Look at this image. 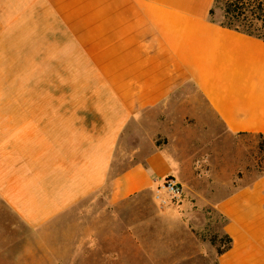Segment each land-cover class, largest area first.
Segmentation results:
<instances>
[{"label":"crops","instance_id":"obj_1","mask_svg":"<svg viewBox=\"0 0 264 264\" xmlns=\"http://www.w3.org/2000/svg\"><path fill=\"white\" fill-rule=\"evenodd\" d=\"M214 2L0 0V200L23 223L42 228L103 191L154 193L169 176L195 193L160 121L182 109L198 124L174 104L194 92L227 133H264V39L212 21ZM126 135L149 139L148 150L111 176ZM208 205L232 238L218 264H264V175ZM49 241L41 233L42 258Z\"/></svg>","mask_w":264,"mask_h":264},{"label":"rangeland","instance_id":"obj_2","mask_svg":"<svg viewBox=\"0 0 264 264\" xmlns=\"http://www.w3.org/2000/svg\"><path fill=\"white\" fill-rule=\"evenodd\" d=\"M222 14L223 10L216 7L214 16L222 18ZM194 93L193 101L176 99L174 104L176 108H190L198 124L194 118L183 121L182 109L167 112L160 121L166 122L173 136L171 153L181 160L183 173L197 189L195 193H186L190 189L182 183L180 198L172 197L162 187L124 200L107 198L108 192L103 191L81 200L42 228L27 226L0 200V235L12 239L0 241L11 246V250H5L10 256L1 254L0 259L13 261L10 264H19L20 258L24 264H218L217 245L211 237L223 236L219 229L224 220L208 203L264 175V136L227 133L211 115L207 103ZM159 126L161 123L154 121L150 124L153 130ZM167 141L162 136L157 139L159 144ZM148 142L126 135L111 176L137 162L138 148L148 150ZM189 160L195 176L189 174ZM41 233L56 245L55 250L44 252V258ZM23 244L30 248L19 256ZM211 244L215 251L210 250Z\"/></svg>","mask_w":264,"mask_h":264},{"label":"trees","instance_id":"obj_3","mask_svg":"<svg viewBox=\"0 0 264 264\" xmlns=\"http://www.w3.org/2000/svg\"><path fill=\"white\" fill-rule=\"evenodd\" d=\"M216 7L223 10L222 18L214 16ZM210 19L222 26L264 39V0H215L210 9ZM254 134L264 136V133ZM211 241L217 245L218 254H222L231 247L232 238L223 234L221 237H211ZM224 241L228 244H223Z\"/></svg>","mask_w":264,"mask_h":264},{"label":"built area","instance_id":"obj_4","mask_svg":"<svg viewBox=\"0 0 264 264\" xmlns=\"http://www.w3.org/2000/svg\"><path fill=\"white\" fill-rule=\"evenodd\" d=\"M162 188L170 193L174 198H180L184 192L183 185L172 176L165 179Z\"/></svg>","mask_w":264,"mask_h":264}]
</instances>
